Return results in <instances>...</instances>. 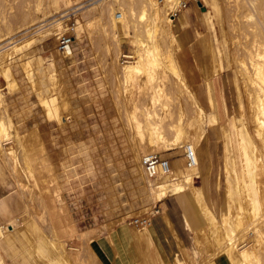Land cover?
Wrapping results in <instances>:
<instances>
[{
	"label": "rangeland",
	"instance_id": "rangeland-1",
	"mask_svg": "<svg viewBox=\"0 0 264 264\" xmlns=\"http://www.w3.org/2000/svg\"><path fill=\"white\" fill-rule=\"evenodd\" d=\"M91 1L0 0L2 100L19 132L36 129L46 147L45 156L53 167L51 171L34 159L29 148L16 136L4 141L8 150L0 155L30 201L26 212L16 218L15 223L27 226L35 244L50 249L52 260L77 246L75 239L79 234L88 233L87 230L100 232L125 220L133 222L135 230L139 226L145 229V225L136 224L134 220L161 211L152 206L142 208V193L146 192V202L156 201L150 193L156 184L166 180V175L151 180L146 176L142 164L135 159V150H139L140 159L149 152L140 148L134 134L129 135L128 121L130 116L142 117L150 103L149 108L157 112L154 119L158 125L169 121L185 124L196 114L192 97L197 94L206 112L205 118L218 116L217 123L205 126L204 136L195 149L200 166L196 185L206 190L208 206L215 215L216 231L207 221H198L197 224L204 223L209 236L200 234L201 240L197 241L194 231V249L185 257L184 264H207L211 259L226 264L225 250L217 254L216 251L228 243L230 228L236 229L233 234L243 244L248 243L245 240L248 234L241 231L237 221L240 203L246 205V199L239 201L237 196L228 223L220 220L222 211H228L229 201L224 171L226 154H235L236 160L241 159L239 163H242L239 136L235 132L242 124L243 111L249 108L248 89L256 77L251 74L252 79H248L246 69L252 70V61L264 63V0H185L187 7L176 17L172 16L174 8L181 7L183 0H170L159 16L153 12L149 0H104L98 7H91ZM80 6L73 17H68L69 12ZM122 9L128 16L125 24L114 17V13ZM166 14L173 18L170 26L166 23ZM156 16L159 17L157 22ZM56 19L62 20L61 28L48 34ZM39 21L42 23L36 25ZM72 25L73 53L67 56L58 49V36ZM24 28H28L26 33L6 42ZM163 30L167 33L162 37ZM40 32L46 39L37 40ZM171 33L178 39L180 48L172 44ZM26 40L33 41L29 48L25 47ZM147 47L159 51L161 64L123 88L125 83L119 79L121 73L117 74L122 62L137 60ZM9 66L18 82L12 89L3 74ZM180 79L185 88L179 86ZM210 90L216 109L209 102ZM9 92H17L18 106L29 109L23 114L24 118H30L25 127L20 125L22 117L17 123L8 112L4 95ZM2 112L0 108V114ZM172 135L167 133L169 138ZM231 136L234 144L230 143ZM174 148L159 154L169 159L171 168H187L185 144ZM7 152L16 163L10 162L14 160ZM188 169L182 176L193 171V168ZM263 176L253 177L254 187L264 182ZM57 182L62 196L58 190L54 192ZM49 184L54 186L51 192L47 191ZM189 188L184 192H189ZM235 193L238 195L237 189ZM65 205L75 222L77 235L67 232L66 222L56 215L59 210L56 208ZM195 207L196 213L202 215L203 203L198 201ZM243 222H250L248 213ZM260 226L263 228L264 222ZM152 256L154 264H162L155 258V250ZM38 257L43 259L41 251ZM260 258V263L255 260L256 264H264V253Z\"/></svg>",
	"mask_w": 264,
	"mask_h": 264
},
{
	"label": "bare ground",
	"instance_id": "bare-ground-1",
	"mask_svg": "<svg viewBox=\"0 0 264 264\" xmlns=\"http://www.w3.org/2000/svg\"><path fill=\"white\" fill-rule=\"evenodd\" d=\"M103 1L104 0H93V1L89 2V4L91 7H94V6L98 7V5H100ZM113 1H115V0H113ZM149 1H151L152 7H154V9H155V10L153 9V12L155 11L158 15L160 13V10H162V8L166 4H168V2L170 0H149ZM179 4H180V2H179ZM80 8H81V6L79 8L72 10L71 12H69L68 17H71V16L73 17L76 14L77 9H80ZM158 16H156L155 18L153 17L154 20H156V22L159 19ZM114 17L116 19H119L123 23L128 21V16L123 9L120 12H115ZM61 21L62 20L56 19V22L52 25V30L50 32H48V34L53 33L56 29L57 30L60 29L61 28L60 27ZM172 22H173V18L171 17L170 14H168L166 16L167 25L170 26L172 24ZM40 23H42V21H39L36 25H38ZM126 25H127V23H126ZM167 25H166V27L168 28ZM20 27L22 28V26H20ZM23 27H24V25H23ZM16 28H18V27H16ZM167 28H166V30H167ZM48 30H49V28H48ZM166 30H163L162 37H163L165 32L167 33ZM14 31H16V29ZM27 31H28V28L18 30L15 34H12L11 37H9L6 40V42L10 41L11 39L13 40L16 37H20L22 34L26 33ZM11 32H12V30H11ZM0 39H1V37H0ZM5 39H6V37H5ZM44 39H46L45 36L44 35L42 36V32H40V35H39L37 40L40 41V40H44ZM170 40L175 47H177V48L181 47L178 39L172 33L170 35ZM28 41L29 40H26V42H25L26 46L25 47L29 48V46L33 44V41H31V42L30 41L28 42ZM18 46H19V44L17 45V47ZM258 51H259V49L256 50V52H258ZM256 52H254V53H256ZM141 54H142V56L141 57L139 56L138 59L136 58L137 60H135V61H124V62H122V66H121L122 69L117 74L121 73L119 79L121 80V82L125 83V86H122L123 88L128 87L130 85L129 84L130 81L133 82V81L139 80V78H141V74L148 72V71H151V70L155 71V68L161 64L159 51L155 52V50H153V48L151 49L150 47H147V50L143 51ZM260 55L262 56V54H260ZM262 57H264V55ZM54 62H55V60H54ZM251 69L252 70L249 71V68L247 67L246 73L248 75H246V77L248 79H250L251 74H256L254 76H256L257 78L255 77L252 80L253 85H252V83L250 84V85H252V87H250V89H248V98H249V106L248 107L249 108L248 109L246 108L247 112L243 111L242 124H241V126H239V130L237 132H235V133H237V136H239V144L241 146L240 148H241L242 163L241 164L239 163V162H241V159L238 161L236 160L237 156H235V154H230V153L226 154L224 171H225V174L227 176V178H226L227 179L226 180V186H227L226 190H227V195H228V199H229L228 204H227V206H228L227 210L228 211L226 210L227 212H225V213H224V211H222L223 215L222 214L221 215L223 218H222V220L219 219L222 222H223V219L225 222L229 221L228 219H230L229 217L232 214V203L238 198H239V201L246 199L247 200V202L245 201L246 205L240 203V208H239L240 210L237 213V218H238L237 221H238V225L239 226L241 225V231L244 234H246V233L248 234V237H246V239H245V240H247L246 242H248V243L243 244V241H240V238L235 237L236 235L233 234V232L236 229L230 228L231 230L229 232H227V233H229V234H227V236L230 235L227 239L228 243L225 246L224 245L220 246L218 250L216 249L218 252L216 250H214V252L216 251V254L219 253L222 249L225 250V252H226L225 263L226 264H256L257 261H258V263H260L259 262V261H261L260 254L264 253V229H263L264 226H263V228H261V226H260V223L263 224V222H264V213L262 214V210H264V182H261V184L259 182V183H257V186H255V187L253 186V184H254L253 177H255L256 175H264V163H263L264 158L262 157L263 156L262 153L264 154V102H263V99H264L263 98L264 97V63L259 64L256 62L254 63L252 61L251 62ZM3 74H4V77L8 80V85L11 89L18 85L17 79L15 78L14 72H12L10 66L5 68ZM49 75H50V73H49ZM182 80L183 79H180L179 86H182V88L183 87L185 88V85L182 84V83H184ZM121 85H122V83H121ZM131 85H132V83H131ZM62 91H63V89H62ZM186 93H187V91H186ZM193 93H194V91H193ZM211 93H212V91L210 90L209 102H210L211 106H213L216 109V102H215V99L213 98L214 96H212ZM189 94H188V96H189ZM245 94H246V92H245ZM64 98H63V101H64ZM153 98H154V95H152L151 100H153ZM58 99H59V97H58ZM189 99H190V97H189ZM65 101H66V99H65ZM243 101H246V100H243ZM192 102L196 106V110H195L196 114L193 118H188V120L186 121L185 124L181 123V121H180V123L177 122V124H174V122L169 121V122H167L166 125H163V126L157 124V120L154 119V115H156L157 112L155 111V109H154V111H152L153 107H152V110H151V107L149 108V105H150V103H149L146 106L145 112H144L142 117H140V116L139 117L138 116H132L131 117L130 116L129 121L127 120L130 123V124H128V126H129L128 132L131 133V134H129L131 136L134 134L133 138H135V137L138 138V140H139L138 145L140 146V148L145 149V151H147L149 153H161L162 151H168V150L173 149L175 146H177L181 143H183V145L185 144V146H190L194 150V154H195V157L197 160V165L194 167L178 168L177 170L170 167L169 171L166 174V180L156 184L150 194H152L156 198V201H158L161 198V196L168 194L169 191H171V190L175 191V192H180V191L184 192L187 187L188 188L190 187L189 193L191 194L192 198L199 201L200 204L203 203V208H204V210L202 212L203 220H205V222L206 221L208 222L210 228H212L213 231H216V228H215L216 222H215V218H214L215 215H214V211H212L211 208L208 206L209 203L207 202V199L205 196L206 190H203V188L199 189V186L196 185V178L200 177V175H199L200 174L199 173L200 166H199V161H198V157H197V153H196L195 149L198 148V146L201 142V139L204 136L205 126L206 125L213 126L215 123H217V120H218L217 117L218 116H216L214 114L209 119L205 118L206 112L204 110V107L200 104L197 94L193 95ZM181 103H182V101H181ZM153 105L155 106L154 102H153ZM195 106H194V109H195ZM0 108L3 109V112L0 114V153L8 150L7 147L5 146L4 141L7 140L8 138L12 137V136H16L21 144H23L24 146L29 148L34 159L41 162L42 164L44 163L43 166L48 167L49 170L52 171V169H53L52 164H50L49 158H47L45 156L46 147L44 145V142L39 138L36 129H32L30 131H27L26 133H21L18 131V129L16 128L15 124L13 123L10 115L6 112V109H5L3 100H2L1 89H0ZM134 115H135V112H134ZM231 128L233 129V127H231ZM168 132H171L173 134L171 138H169L167 136ZM232 132H233V130H232ZM130 139H132V138L130 137ZM233 142H235V141L232 140V136H231L230 143H233ZM174 150H175V148H174ZM138 151L139 150H135L136 157H135V155H134V157H135V159L137 158L139 164L141 165L142 162H141V159L139 158L140 153H138ZM6 154L8 156L11 155L10 152H7ZM12 157H13V155H12ZM12 157L10 156V158H12ZM12 159L14 160L15 158L13 157ZM10 162L12 164L16 163L15 160L14 161L10 160ZM188 168H193V171L191 173L186 174L185 176H182L184 172L189 170ZM53 177L57 181V176L55 175V173H54ZM185 186H187V187H185ZM52 187H54V186H52V184H49L47 186V189H48L47 191H50V192H51V190L53 191ZM55 187H56V189L54 190V192H56L58 190L61 193L60 195L62 196L63 194L61 192L59 182L56 183ZM235 189L238 190V192H239L238 195L235 193ZM152 195H151V197H152ZM237 196H238V198H237ZM51 203H52V201H51ZM55 206H57V205L55 204ZM55 206H54V208H55ZM56 209H59L58 214H56V215L61 217V219L66 222L65 223L66 231L69 233H72L73 235L74 234L77 235L78 231L75 227V222H74L73 218L71 217L72 215H70V213L68 212L66 205L63 207L59 206V208H56ZM224 209H226V208H224ZM247 213L249 214L250 222H247V224H246L243 221L246 218ZM26 221H24V222H26ZM2 229L3 228H0L1 232H3ZM205 231L206 230H205L204 224L196 230L197 241L201 240L199 238L200 234H203V235L206 234ZM83 232H85V231H83ZM87 232L88 233H86V234L83 233L81 236L79 234V237H82V239L88 240L91 235H94L92 232H89L88 230H87ZM96 233H98V232H96ZM135 234L139 240L148 241L147 226L145 227V229L144 228L142 229L139 226V229L136 228ZM206 235H208V234H206ZM250 243H251V245H249ZM33 245H34L33 246L34 248L35 247L37 248V244H33ZM241 245H243V246H241ZM40 248L37 249V251L39 250L38 251L39 255H40ZM199 248H201V246ZM41 250H43V249L41 248ZM43 252L44 251H41L42 258H43V254H44ZM77 255H78V253H77ZM62 256H64V255H62ZM74 257H76V254ZM66 259H67V257H66ZM42 260L43 259H41V261ZM255 260H257V261L255 262ZM58 262H60V261H58ZM0 264H4L1 257H0ZM177 264H184V263L177 262ZM207 264H219V263L215 259H211V260H209V262Z\"/></svg>",
	"mask_w": 264,
	"mask_h": 264
},
{
	"label": "crops",
	"instance_id": "crops-1",
	"mask_svg": "<svg viewBox=\"0 0 264 264\" xmlns=\"http://www.w3.org/2000/svg\"><path fill=\"white\" fill-rule=\"evenodd\" d=\"M16 94L9 92L4 98L12 118L18 123V118L22 117L20 125L25 127L30 118H24L23 114L29 109L18 106L20 99ZM146 201V192L143 191L142 208L152 206L161 211H149L150 214L145 216L148 218V241L139 240L133 222L125 220L110 229L93 233L87 241L77 237V246L53 260L50 249L38 244L37 247L43 249L40 251H44L42 262L33 247L35 239L31 237L30 229L23 223H15V219L26 212L30 201L20 190L11 167L0 155V228H4L3 232L0 231V257L4 264H154L152 253L155 250L157 257H154L162 264L184 263L185 257L194 249L196 230L204 224H197L203 220V215L196 213L195 203L198 201L183 191H169L158 201Z\"/></svg>",
	"mask_w": 264,
	"mask_h": 264
},
{
	"label": "built area",
	"instance_id": "built-area-1",
	"mask_svg": "<svg viewBox=\"0 0 264 264\" xmlns=\"http://www.w3.org/2000/svg\"><path fill=\"white\" fill-rule=\"evenodd\" d=\"M188 2L181 1V7H175L173 11V17L180 12L182 8L187 7ZM74 25L68 27L66 31L62 32L58 37V49L65 55H71L73 53L74 36L71 34ZM186 164L188 167H194L197 165V160L194 154V150L190 146H186ZM141 162L146 176L151 179H157L163 177L169 171L171 164L169 159L162 157L159 153H145L141 157ZM158 211V210H156ZM134 223L141 225H148V218H137Z\"/></svg>",
	"mask_w": 264,
	"mask_h": 264
},
{
	"label": "water",
	"instance_id": "water-1",
	"mask_svg": "<svg viewBox=\"0 0 264 264\" xmlns=\"http://www.w3.org/2000/svg\"><path fill=\"white\" fill-rule=\"evenodd\" d=\"M203 10H205L206 8L205 7H202Z\"/></svg>",
	"mask_w": 264,
	"mask_h": 264
}]
</instances>
